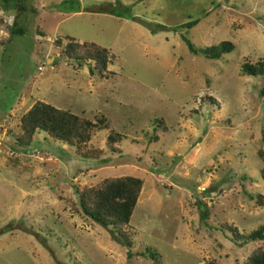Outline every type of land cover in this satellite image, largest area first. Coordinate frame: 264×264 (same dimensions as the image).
<instances>
[{
    "label": "rangeland",
    "instance_id": "rangeland-1",
    "mask_svg": "<svg viewBox=\"0 0 264 264\" xmlns=\"http://www.w3.org/2000/svg\"><path fill=\"white\" fill-rule=\"evenodd\" d=\"M24 8L0 0V264H241L261 240L237 234L264 223V73L241 71L264 63V0ZM15 13L23 32L9 35ZM66 37L107 48L104 70L87 46L67 56ZM185 40L232 49L211 59ZM36 100L95 122L88 139H18ZM124 175L141 179L128 248L78 210L81 190Z\"/></svg>",
    "mask_w": 264,
    "mask_h": 264
},
{
    "label": "trees",
    "instance_id": "trees-1",
    "mask_svg": "<svg viewBox=\"0 0 264 264\" xmlns=\"http://www.w3.org/2000/svg\"><path fill=\"white\" fill-rule=\"evenodd\" d=\"M6 1V0H2ZM14 7L20 11L24 10L25 0H11ZM15 13L8 28L9 35L21 34L23 29L17 25ZM193 21L192 23H194ZM64 51L67 56L78 59L77 50L87 46L89 58L93 59L97 71L104 70L107 58V48L93 42H77L70 37H66ZM188 49L193 53H200L206 58H218L221 54L232 49V43L228 40H221L216 44L194 48L185 40ZM241 71L248 75H258L264 73V63L251 64L243 62ZM92 73V69H88ZM95 126L86 118L79 117L67 110L56 108L46 102L36 100L31 106L21 114L20 117V140L28 141L35 129L45 131L51 138L60 140L69 145L79 148L90 134V130ZM113 135L107 136V144L112 147ZM111 144V145H110ZM260 178L264 188V166L260 169ZM141 186V179L124 175L117 177H106L97 184L84 188L78 195V210L87 218L105 228L110 237L122 247H130L132 242L124 232L123 227L127 224L136 197ZM263 195L255 196V203L262 204ZM205 211L202 214L205 215ZM234 232V228L230 229ZM241 242L261 240V244L252 248L241 264H264V223L250 230L245 235L238 233ZM148 249V248H146ZM127 258L132 256V252L125 251ZM150 259L155 258V254H148ZM201 264H215L213 260H205Z\"/></svg>",
    "mask_w": 264,
    "mask_h": 264
}]
</instances>
